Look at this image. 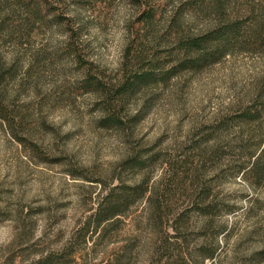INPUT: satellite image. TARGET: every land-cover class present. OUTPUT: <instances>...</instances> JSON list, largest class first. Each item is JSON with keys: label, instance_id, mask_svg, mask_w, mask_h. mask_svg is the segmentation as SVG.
<instances>
[{"label": "rangeland", "instance_id": "obj_1", "mask_svg": "<svg viewBox=\"0 0 264 264\" xmlns=\"http://www.w3.org/2000/svg\"><path fill=\"white\" fill-rule=\"evenodd\" d=\"M52 2L56 14L71 19L75 43L95 75L104 83L113 81L138 28L141 6L134 0ZM52 16L29 26L21 8L0 13L2 62L6 68L13 65L0 94L15 116L17 132L45 157L13 139L0 120V264H116L124 248L130 255L121 264H152L151 248L162 233L145 218V202L105 234L97 231L85 243L75 242L102 187L134 152L145 167L122 172L123 182L148 178L153 195L160 194L167 163L186 162L191 173L174 193L173 209L192 210L203 186L210 199L232 206L212 221L191 214L185 241L194 264H199L195 254L201 245L216 246L214 259L204 264H250V256L264 246L259 238L264 182L256 186L243 170L260 131L230 120L258 94L264 98V53L233 54L201 72L143 88L123 113L129 127L104 128L99 97L80 89L84 73L65 51L64 23ZM184 21L194 32L206 24ZM163 24L165 18L157 29ZM222 122L229 124L220 128ZM215 149L220 157L213 156ZM69 248L73 253L58 260Z\"/></svg>", "mask_w": 264, "mask_h": 264}, {"label": "trees", "instance_id": "obj_2", "mask_svg": "<svg viewBox=\"0 0 264 264\" xmlns=\"http://www.w3.org/2000/svg\"><path fill=\"white\" fill-rule=\"evenodd\" d=\"M141 6L135 19L138 28L131 34L123 50V58L118 76L104 83L86 62L76 45V31L70 26L71 19L55 13L52 0H0V13H14L15 8L25 11L26 25L42 23L49 15L60 19L66 27V53L84 73L80 84L83 92L97 95L98 106L103 113L101 125L104 128L126 129L123 113L132 97L141 89L165 85L184 72H201L218 64L225 57L233 54L264 53V0H134ZM10 15V14H9ZM7 17V16H6ZM206 20L205 26L194 32L184 18ZM165 18L161 30L157 25ZM3 26V23L0 27ZM31 30V28H29ZM13 65L4 66L0 52V86L12 77ZM260 95L239 109L230 120L234 124L255 125L260 134L256 137L257 145L247 152L249 166L243 170L246 178H252L258 186L264 182V98ZM0 120L6 125L11 136L22 146L29 147L38 157L45 159L39 148L17 132L15 116L0 94ZM229 122H222L225 128ZM210 134V137H213ZM220 150L212 152L215 158L221 156ZM145 167L141 156L134 152L123 160L118 169L122 172L140 170ZM167 184L163 192L156 193L149 189L148 178L138 183L129 184L121 180V173L112 178L108 186H103L97 207L92 215L76 231L75 242L85 243L97 231L104 234L108 229L125 219L129 211L145 202V218L153 229L162 233L151 248L152 264H194V259L186 245V235L191 214L204 220L220 218L232 211V206L223 200L210 199V192L203 186L192 200V210H176L174 193L191 173L188 163L168 162ZM251 211V210H250ZM263 233L259 234L261 245L264 244V213L259 220ZM67 251L60 259L71 255ZM128 250V249H127ZM124 248L115 257L114 263L121 264L125 255H130ZM195 258L199 264L212 261L216 255V246L201 245ZM49 259V258H48ZM250 264H264V246L250 256Z\"/></svg>", "mask_w": 264, "mask_h": 264}]
</instances>
